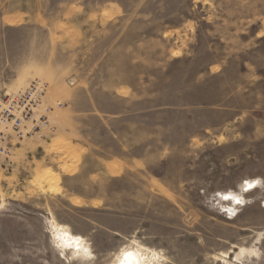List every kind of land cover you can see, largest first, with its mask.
<instances>
[{"label":"rangeland","instance_id":"374dc122","mask_svg":"<svg viewBox=\"0 0 264 264\" xmlns=\"http://www.w3.org/2000/svg\"><path fill=\"white\" fill-rule=\"evenodd\" d=\"M0 136V264H264V0H0Z\"/></svg>","mask_w":264,"mask_h":264},{"label":"built area","instance_id":"2783aa9c","mask_svg":"<svg viewBox=\"0 0 264 264\" xmlns=\"http://www.w3.org/2000/svg\"><path fill=\"white\" fill-rule=\"evenodd\" d=\"M42 94H43V89L41 87L37 86V84H33L24 93L19 94L14 98V103L18 106V109L20 110V117L15 118L14 122H13L14 126L17 129V133L19 136L22 137L24 135V133L19 129V126L21 123V118H23L27 114V111L25 110L26 109L25 103L29 102L27 100L35 101V100L39 99L42 96ZM22 108H23V110H22ZM34 123L35 124H34L33 128H35L37 126L36 124L38 123V121H35ZM44 123L46 124L45 121H44Z\"/></svg>","mask_w":264,"mask_h":264},{"label":"bare ground","instance_id":"6f19581e","mask_svg":"<svg viewBox=\"0 0 264 264\" xmlns=\"http://www.w3.org/2000/svg\"><path fill=\"white\" fill-rule=\"evenodd\" d=\"M252 186L253 184H251V187L248 186L249 188H246L250 189L252 188ZM242 189L245 190L244 185ZM239 200L237 198H234V202H236L235 204H238ZM229 211L233 212V209H230ZM121 264H143V256L137 251H125L121 257Z\"/></svg>","mask_w":264,"mask_h":264},{"label":"crops","instance_id":"0c3cea01","mask_svg":"<svg viewBox=\"0 0 264 264\" xmlns=\"http://www.w3.org/2000/svg\"><path fill=\"white\" fill-rule=\"evenodd\" d=\"M78 149V148H77ZM111 162L109 160H103L102 162V167L101 169L99 170L100 173H102L103 175H106V174H116V172H114L113 168H115V166H120V164L122 165L124 162L120 159L116 160L113 162V165H109L108 163ZM113 167V168H111Z\"/></svg>","mask_w":264,"mask_h":264}]
</instances>
